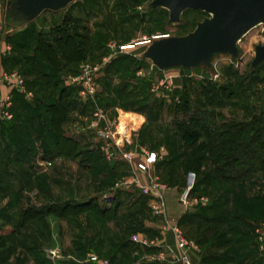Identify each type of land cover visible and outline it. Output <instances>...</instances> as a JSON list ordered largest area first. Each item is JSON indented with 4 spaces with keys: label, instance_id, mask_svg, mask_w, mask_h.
<instances>
[{
    "label": "rangeland",
    "instance_id": "obj_1",
    "mask_svg": "<svg viewBox=\"0 0 264 264\" xmlns=\"http://www.w3.org/2000/svg\"><path fill=\"white\" fill-rule=\"evenodd\" d=\"M7 1L0 0V78L19 74L25 91H16L29 102L37 91L46 102L32 121L28 113V128L0 134V264H110L123 241L131 242L125 264H186L179 259L175 227L194 244L187 250L189 264H264V171L238 185L223 183L207 156L206 140L184 145L179 131L187 119L185 106L188 113L205 112L212 127L259 114L264 62L252 71L250 61L254 45L264 44L262 25L238 40L236 58L218 55L210 67L159 69L143 55L148 43L184 35L207 15L186 10L171 23L167 9L150 7L153 0H75L59 18L46 11L25 30L8 26ZM30 32L33 38L42 32L54 40L66 34L85 40V50L72 57L83 59L68 63L58 53V75L46 78L52 69ZM26 79L36 90L27 88ZM61 90L70 91L74 101L62 124L63 134L77 141V155L70 158L46 155L36 136L44 133L53 146L46 105ZM13 109L14 99L12 118L0 121L12 120ZM151 153L153 163L147 161ZM94 197L104 207L122 202L118 217L101 222L86 214H44L17 226L27 207L46 210L50 203ZM133 234L153 244L137 243ZM132 249L139 252L133 262ZM52 250L57 257L49 255ZM159 253L167 260L156 259Z\"/></svg>",
    "mask_w": 264,
    "mask_h": 264
},
{
    "label": "trees",
    "instance_id": "obj_2",
    "mask_svg": "<svg viewBox=\"0 0 264 264\" xmlns=\"http://www.w3.org/2000/svg\"><path fill=\"white\" fill-rule=\"evenodd\" d=\"M12 3L13 0H8L6 2L5 19L9 27L16 25L17 27L27 30L33 23L39 22L43 18L42 14L46 12H43L34 20L25 21L23 15L17 11ZM150 7L152 6L150 5ZM60 11L51 13L55 18H59ZM27 34L29 35L28 32ZM30 34V39L32 38L36 42L35 49L40 53L43 61L52 69L51 73L45 75L46 78H52L58 75L59 71L55 66L58 64L57 62L59 60L58 53H60L62 59L68 63L83 59V57L79 59H73L72 57L75 56V53L79 54L81 51L85 50V40L79 41L76 40L74 36L67 34L65 38L59 37L55 40L44 35L42 32L36 36L34 35V38L31 32ZM7 58V61L18 63L11 57ZM252 69L253 68H251V70ZM22 74L26 77L27 72L22 71ZM26 86L28 89L36 90V86L32 81L27 79ZM53 87H57L56 82L53 83ZM12 94L14 99V117L9 121H0V134L8 135V132H11L14 126H29L28 113L30 115L29 119L32 121V119L36 118L37 112L39 111L38 109L43 108L46 102L43 99L45 97H39L37 91H35L36 97L32 102L27 101L24 95L16 90H14ZM69 94L70 91L61 90L57 98L46 105L47 112L50 115L51 128L54 133L53 146L49 143H45L44 133L39 135L36 134L38 138H42L44 141H42V147L46 150L44 152L48 156L55 155L70 158L77 155V151H75L77 141L64 135L62 130V124L66 121L67 114L74 105V101H72ZM19 109L25 110L21 112ZM188 110L189 106H185L184 113L187 115V119L184 122L185 124L182 123V125L179 126L181 140L184 145L188 146H195L201 139L206 140L207 156L214 166V173L219 181L238 185L264 171V96L261 101L259 114L242 123H222L218 127H212L206 122L205 112L195 109L192 113H188ZM25 128L24 130L28 127ZM11 136V138H13V135ZM26 138L28 139L27 142L32 144L30 140L31 136L28 135ZM67 149L70 151H66ZM30 150L31 148H27L28 155L32 152ZM121 206L122 202L113 200L110 202L109 206L104 207L98 202L97 198L94 197L86 201L74 203H50L47 205L46 210L27 207L19 212L17 226L19 229H22L30 222L39 220L44 214L53 215L56 218H74L81 214H86L97 221L108 222L118 217ZM128 243L131 244V242ZM128 243L123 241L121 245L117 247L118 253L116 252V254L110 257V264H125L126 261H128L129 254L126 253V250L130 249L131 251ZM132 251L131 261L133 262V260H135L134 255H138L139 252L133 249ZM37 254L41 255V252L38 251Z\"/></svg>",
    "mask_w": 264,
    "mask_h": 264
},
{
    "label": "water",
    "instance_id": "obj_3",
    "mask_svg": "<svg viewBox=\"0 0 264 264\" xmlns=\"http://www.w3.org/2000/svg\"><path fill=\"white\" fill-rule=\"evenodd\" d=\"M73 1L13 0L12 4L25 21H31L45 11L58 12ZM151 6L167 9L171 23H178L188 9L207 14L186 34L164 36L146 47L144 57L159 69L210 67L218 55L236 58V43L254 26L262 25L264 34V0H153ZM263 61L264 44H256L250 66L253 68Z\"/></svg>",
    "mask_w": 264,
    "mask_h": 264
},
{
    "label": "built area",
    "instance_id": "obj_4",
    "mask_svg": "<svg viewBox=\"0 0 264 264\" xmlns=\"http://www.w3.org/2000/svg\"><path fill=\"white\" fill-rule=\"evenodd\" d=\"M158 39V38H157ZM155 40V39H154ZM151 40L148 45L152 42ZM15 90H18L20 92H24V83L22 77L17 74V73H10V74H4L0 78V118L2 119H11L12 118V112H11V107L13 103V97H12V92ZM156 160V154H149L147 157L148 162H154ZM138 170L139 172H145L146 166L143 163H138ZM193 177L190 179V184H192ZM154 189L158 187V183L154 182L153 183ZM173 231L175 232V239L177 243V250L180 251L181 256L180 260L186 264H189V258L187 255V250L190 249L191 247H194V244L184 238L181 235V232L177 229V227L173 228ZM131 239L137 243L144 244V245H151L153 242H149L143 238H141L137 234H133ZM170 252L173 250L168 248ZM49 255L51 257H57V252L55 250L49 251ZM170 255V254H169ZM176 255H172L174 258ZM91 260H97V256L94 254H91L89 256ZM168 256L165 253H159L156 257L158 260H167Z\"/></svg>",
    "mask_w": 264,
    "mask_h": 264
},
{
    "label": "crops",
    "instance_id": "obj_5",
    "mask_svg": "<svg viewBox=\"0 0 264 264\" xmlns=\"http://www.w3.org/2000/svg\"><path fill=\"white\" fill-rule=\"evenodd\" d=\"M2 70H3V66H2L1 61H0V73Z\"/></svg>",
    "mask_w": 264,
    "mask_h": 264
},
{
    "label": "bare ground",
    "instance_id": "obj_6",
    "mask_svg": "<svg viewBox=\"0 0 264 264\" xmlns=\"http://www.w3.org/2000/svg\"><path fill=\"white\" fill-rule=\"evenodd\" d=\"M160 38H162V37H160Z\"/></svg>",
    "mask_w": 264,
    "mask_h": 264
}]
</instances>
